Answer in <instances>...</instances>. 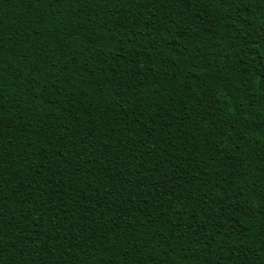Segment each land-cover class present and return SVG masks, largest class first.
I'll list each match as a JSON object with an SVG mask.
<instances>
[{"label": "trees", "instance_id": "obj_1", "mask_svg": "<svg viewBox=\"0 0 264 264\" xmlns=\"http://www.w3.org/2000/svg\"><path fill=\"white\" fill-rule=\"evenodd\" d=\"M0 264H264V0H0Z\"/></svg>", "mask_w": 264, "mask_h": 264}]
</instances>
